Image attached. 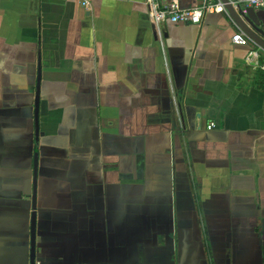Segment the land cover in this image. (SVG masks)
<instances>
[{"label":"crops","instance_id":"crops-1","mask_svg":"<svg viewBox=\"0 0 264 264\" xmlns=\"http://www.w3.org/2000/svg\"><path fill=\"white\" fill-rule=\"evenodd\" d=\"M82 1L0 0V264H29L33 194L35 264H264V51L221 0Z\"/></svg>","mask_w":264,"mask_h":264},{"label":"built area","instance_id":"built-area-1","mask_svg":"<svg viewBox=\"0 0 264 264\" xmlns=\"http://www.w3.org/2000/svg\"><path fill=\"white\" fill-rule=\"evenodd\" d=\"M232 5L237 6L243 13L246 12L247 8L261 9L264 11V0H230ZM149 12L148 16L155 25H160L169 21L172 24H199L202 16L206 12H212L213 6L203 5L201 7H195L192 9H181L178 0H170L168 5L158 8L153 0H146ZM83 6H87L88 2L83 0L81 2ZM215 11H223L224 7L220 3L219 6L215 7ZM231 41L235 45L248 46L250 39L242 32L235 33ZM245 61L252 69H259L263 73V84H264V62L260 61L259 54L256 51H250ZM214 128V124H209L208 129Z\"/></svg>","mask_w":264,"mask_h":264},{"label":"water","instance_id":"water-1","mask_svg":"<svg viewBox=\"0 0 264 264\" xmlns=\"http://www.w3.org/2000/svg\"><path fill=\"white\" fill-rule=\"evenodd\" d=\"M221 4L223 5L225 11L229 14L230 18L237 26V28L242 31L249 39L250 43L257 46L261 50L264 51V39L259 37L256 32H258L255 28H249L245 22L242 20L245 16H242L241 9L239 10V14L233 11L232 6L230 5L229 0H221ZM241 14V16H239ZM257 30V31H256ZM256 31V32H254ZM38 103V93L36 95L35 105ZM36 215H35V194H33V213L31 215V226H30V250H29V264H35V223H36Z\"/></svg>","mask_w":264,"mask_h":264}]
</instances>
